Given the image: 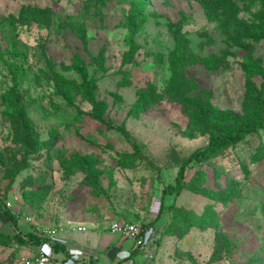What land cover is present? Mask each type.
Segmentation results:
<instances>
[{
    "label": "rangeland",
    "instance_id": "rangeland-1",
    "mask_svg": "<svg viewBox=\"0 0 264 264\" xmlns=\"http://www.w3.org/2000/svg\"><path fill=\"white\" fill-rule=\"evenodd\" d=\"M261 94L264 0H0L3 197L65 239L144 227L211 133L264 119ZM152 228L157 264H264V128L191 163ZM42 240L1 233L0 264Z\"/></svg>",
    "mask_w": 264,
    "mask_h": 264
},
{
    "label": "built area",
    "instance_id": "built-area-1",
    "mask_svg": "<svg viewBox=\"0 0 264 264\" xmlns=\"http://www.w3.org/2000/svg\"><path fill=\"white\" fill-rule=\"evenodd\" d=\"M0 197L3 198L1 189ZM6 207L19 215L12 201L8 200L6 202ZM23 218L27 223L33 225L35 231H42V236L46 240L38 247L32 256L24 257L21 260V264H79L81 261L80 253L68 249L67 242L60 236L58 229H46L42 225L36 223L30 216H25ZM80 230L86 231L85 228H80ZM109 230L113 235L121 237L123 240L132 241L135 249L141 253L142 262H139L136 257L132 256V252L129 251L127 257L123 258L126 260H124L122 264H157L154 253L151 250V236L154 230L152 227L150 229H144L143 225L140 223L112 222L109 226ZM56 245L66 246L67 254L56 251L54 248Z\"/></svg>",
    "mask_w": 264,
    "mask_h": 264
},
{
    "label": "trees",
    "instance_id": "trees-1",
    "mask_svg": "<svg viewBox=\"0 0 264 264\" xmlns=\"http://www.w3.org/2000/svg\"><path fill=\"white\" fill-rule=\"evenodd\" d=\"M174 35L176 38H180L181 37V31L178 27L174 26ZM78 34L80 35L81 38H83L85 40V34L83 33V30L81 28L77 29ZM260 99H261V104L262 106H264V95L261 94L260 95ZM225 124H231L233 123L232 119L226 118L224 120ZM264 128V119L261 120L259 123L254 124V125H245L243 126L239 131H237L236 133H230V134H215V133H211L210 134V138H209V143L208 145L200 150L197 151L195 153H193L187 160L186 162L181 166V168L179 169L178 175L176 177V182L175 184H171L169 186H167L164 190H163V195H162V199H161V206H160V212L158 214V216L155 218V220L150 221L148 223H146L144 225V229H150L151 227L154 226V224L159 220V218L162 215L163 209H164V204H165V198L167 195H170L171 193H175L176 197L179 196V194L182 192L183 189V185L185 183V178H186V169L188 168V166L193 163L194 161L196 162H206L209 161L210 159H212L213 157H215L221 150L228 148L230 146H234L239 144L246 136L248 135H252L255 134L259 131V129ZM33 195V193H32ZM10 196L6 195V198L0 197V212H3L7 217V220L10 222V224L15 228V230L17 231V223L20 219L23 218L24 215V211L22 210H17L19 212V215L16 214V212H14L11 209H8L6 207V202L9 200ZM172 210L176 209V205L171 207ZM1 233H4L2 231H0ZM0 233V234H1ZM34 232H32L30 234V237L32 236ZM6 234V233H4ZM8 234H6L7 236ZM10 236V235H8ZM12 237V236H11ZM29 237V238H30ZM13 238H18V240L20 242H22L23 240L26 239V237L21 236L18 233H15V235L13 236ZM45 238L44 240H42L41 244L42 245L45 242ZM55 250L61 253H65L67 254L66 251V246L63 245H56L54 246ZM134 254L132 253V256ZM123 259L121 260L118 264H122L124 262Z\"/></svg>",
    "mask_w": 264,
    "mask_h": 264
},
{
    "label": "crops",
    "instance_id": "crops-1",
    "mask_svg": "<svg viewBox=\"0 0 264 264\" xmlns=\"http://www.w3.org/2000/svg\"><path fill=\"white\" fill-rule=\"evenodd\" d=\"M9 200L11 201V199ZM15 202L16 201H14L15 209L20 211L21 205ZM24 214L27 215L25 211H24ZM6 217L7 216L3 212H0V231L12 237L15 235V233H18L21 236L26 237V238L30 237V234L33 231V225L27 223L25 219L22 218L17 223V231H16L15 228L10 224V222L7 220ZM74 223L75 225H79V223L81 222L75 221ZM90 225L93 226L94 224L92 223ZM96 226L97 225H94L93 227H95V229L97 230H90L91 228L88 227L89 229L86 228L85 233L80 234L79 232H77L74 235L71 234L70 235L71 237L66 236L67 239L64 238L67 242L69 250H75L77 253H80L81 261L79 262V264H87V263L115 264L113 260L114 259L117 260L116 253L119 250H122L124 253L126 250L128 251L130 250L134 254L133 256L136 257L139 262L143 261L141 253L137 249H135L132 241L126 240L124 241V243H122L121 247H118V245H114V242L119 241L120 239H123V238L107 233L105 234L104 239L103 238L100 239V236L103 234L101 232L102 229ZM101 251H104L105 253L100 255L99 252ZM120 261L121 259L117 262V264Z\"/></svg>",
    "mask_w": 264,
    "mask_h": 264
},
{
    "label": "clouds",
    "instance_id": "clouds-1",
    "mask_svg": "<svg viewBox=\"0 0 264 264\" xmlns=\"http://www.w3.org/2000/svg\"><path fill=\"white\" fill-rule=\"evenodd\" d=\"M25 216H27V215H25V214H24V215H23V217H25ZM34 229H35V228H33V231H32V232H34V231H35Z\"/></svg>",
    "mask_w": 264,
    "mask_h": 264
}]
</instances>
